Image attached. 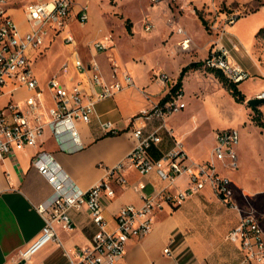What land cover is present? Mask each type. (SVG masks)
Instances as JSON below:
<instances>
[{
    "label": "crops",
    "instance_id": "1",
    "mask_svg": "<svg viewBox=\"0 0 264 264\" xmlns=\"http://www.w3.org/2000/svg\"><path fill=\"white\" fill-rule=\"evenodd\" d=\"M28 1L30 0H13L8 10L21 33L32 29L24 10ZM83 3L84 0H74L63 32L53 37V30L50 29L44 46L30 50L32 58L42 57L44 54H47L44 58L49 57V54L57 55L54 58L57 60L56 71L51 76L42 79L36 75L40 83L45 84L52 76L70 83L82 80L90 93H93L98 87H95V90L91 88L87 74L76 70V57L86 63L96 61L107 81L115 79L111 68L114 62L119 66L117 76L122 77L121 71L128 70L134 76L135 83L114 96L97 101L96 113L92 120L89 123H79L85 144L83 148L75 151L64 150L48 127L39 144L14 150L0 160V264H71L73 259H78L79 249L91 244L97 230L87 208L74 209L71 211L73 228H66L57 223L59 239L46 242L27 262H18L19 251L32 244L45 226V219L36 209V205L53 194L52 185L33 164L34 155L41 150L53 152L59 163L82 188L99 182L108 175V169L126 158L133 148V129L136 126L144 125L146 130H151L159 127L163 121L159 117L142 120L134 119V116L159 104L177 83L183 67L194 61H204L215 48V38L208 32L195 10H187L183 14L169 0H163L158 4L150 2L154 6H160L161 13L154 15L155 21L150 19L154 23L152 31L147 32L143 27L144 35L139 34L141 38L156 34L159 40L153 49L148 52L133 51L131 54H100L94 40L108 36L107 32H110L113 26L104 27L103 30V26L94 18L90 20V11L89 24L81 25L77 12ZM241 19L244 18H239L230 26L222 42L231 50L230 57L235 63L243 66L250 74L264 77V64L260 61L259 54H243L231 30L235 27L242 32L245 26H249L254 35L264 25V21L250 23ZM194 21L198 23L200 30L194 28ZM74 26L80 29L75 30ZM179 26H183L187 35L192 38L189 49L181 47L184 36L177 32ZM68 31L75 37L74 44H68L64 40V34ZM135 33L138 35L137 31ZM125 34L128 37V34ZM102 39L103 37L99 40ZM241 41L250 50L254 40L241 38ZM111 43L113 42L110 41ZM49 45L50 48L45 52ZM52 63L54 65V62ZM64 64L68 65L66 69L62 68ZM207 68L205 65L200 66L185 74L182 99L186 102V107L166 117V126L172 134L165 128L160 129L163 139L151 149L153 158H159L179 142L192 161L209 160L216 143V131L226 127L239 128L236 124L217 126L216 129L207 131L211 127L207 124L211 114L231 121H235L238 115L235 98L215 73ZM160 75H166L167 78L162 79ZM242 91L244 92L243 89ZM263 91L264 84L256 95ZM29 94L30 91L25 86L15 89V86L9 83L0 95V107L7 106L11 100L21 101ZM245 94L249 99L250 95ZM245 119L241 117L237 122H245ZM107 120L114 122L118 133L113 134L104 129L102 123ZM243 135L241 133L240 142L235 148L238 167L228 168L218 162L220 174L229 178L234 190L233 201L238 203L240 197L246 200L249 194L258 191L249 190L246 184L244 186L227 173L237 170L243 164L248 148ZM207 138L211 140L208 146ZM123 174L126 178L125 184L116 181V174L110 176L116 193L113 197L103 198L104 215L109 229H115L116 214L123 205L135 204L140 207L144 204L142 191L136 188L139 182L146 183L144 192L150 195L157 194L167 186V182L162 180L156 171L142 175L134 167H128ZM232 182H235L234 185H238L246 196L237 195ZM189 185V178L182 176L167 189L172 194H177ZM224 202L226 201L210 185L195 191L181 204L164 201L163 207L155 213L152 230L141 238L130 237L125 254L115 264H264L245 261L242 248L228 239L229 245L218 244L221 236L224 233L227 235L240 220V212L234 207V211L226 209ZM165 248H169V251L166 252Z\"/></svg>",
    "mask_w": 264,
    "mask_h": 264
},
{
    "label": "built area",
    "instance_id": "2",
    "mask_svg": "<svg viewBox=\"0 0 264 264\" xmlns=\"http://www.w3.org/2000/svg\"><path fill=\"white\" fill-rule=\"evenodd\" d=\"M12 1L0 0V95L9 83H12L15 89L25 86L30 94L21 101L11 100L7 106L0 107V160L14 150L39 144L48 127L64 150L81 149L85 144L79 123H89L96 113V102L114 96L125 87L133 85L134 76L128 70L121 71L122 77L117 76L119 66L113 62L111 68L115 79L107 81L96 61L86 63L76 57L74 60L76 70L87 74L91 88L98 87L97 90L94 89L95 91L90 93L82 80L70 83L56 76L41 84L31 63L33 54L29 52L44 46L50 29L55 34L65 30L74 0L26 2L24 10L32 25V29L26 33L20 32L16 21L8 13ZM149 1L158 4L163 0ZM169 1L179 11L190 7L192 3L191 0ZM242 13L238 9L221 12L222 17H217L218 20L210 23L209 27L217 30L223 38ZM77 18L82 24L89 21L90 13L86 4L80 5ZM144 28L147 32L152 31L153 21L147 20ZM177 32L184 36L181 47L189 49L192 38L187 35L185 28L179 26ZM64 40L68 44L75 43V37L70 31L64 34ZM110 41L111 36L108 35L96 41L94 45L97 50H106L111 47ZM214 47L210 56L204 60L206 67L220 69L227 78L235 82L250 77L247 69L231 59L228 47L222 44ZM67 66L64 64L62 68L66 69ZM160 77L167 78L166 75ZM182 94L178 92L164 103L136 114L134 119L150 120L159 117L163 121L159 127L151 130H146L144 125L136 126L133 129L134 145L126 158L109 168L105 178L88 188H82L70 176L53 152L41 150L34 155L33 164L52 185L53 194L49 199L36 205V209L45 219V226L32 244L19 251L18 262H27L46 242L58 240L57 223L66 228H73L72 210L87 208L97 230L91 244L80 248L77 252L78 259H73L71 264H115L125 254L130 237L141 238L152 230L155 213L163 207L164 201L181 204L195 191L210 185L224 201L240 212L239 223L227 233L226 238L242 248L245 261L264 263V226L255 213L244 211L238 202L233 201L234 190L230 180L222 176L218 169V162L224 167L233 169L238 167V154L235 149L241 138L238 128L218 129L212 158L203 162L192 161L179 142L159 158L151 156L153 146L162 142L160 129L165 128L172 134L166 126V117L186 107ZM258 96L264 97V91ZM102 125L108 132L118 133L114 122L110 120L104 121ZM128 167H134L142 175L156 171L160 178L167 182V186L157 194L150 195L144 192L146 183L139 182L136 188L142 191L144 204L140 207L135 204L123 205L116 214L115 229H109L104 215L103 198L113 197L116 193L110 176L116 174L118 183H126L123 171ZM182 176L189 178L190 185L179 190L177 194H172L167 188L174 185ZM165 251L168 252L169 248H165Z\"/></svg>",
    "mask_w": 264,
    "mask_h": 264
},
{
    "label": "rangeland",
    "instance_id": "3",
    "mask_svg": "<svg viewBox=\"0 0 264 264\" xmlns=\"http://www.w3.org/2000/svg\"><path fill=\"white\" fill-rule=\"evenodd\" d=\"M191 2V6L186 7L181 12L183 14L187 10H189V12L195 10L196 12V8L201 10L204 17L209 22L208 27L210 23L218 20L217 17H222L220 14L221 12L232 9L241 10L243 12L241 17L250 23L264 21V0H192ZM197 3L200 5L198 6ZM83 4H86L91 12L90 20L94 18L99 25L103 26V30L104 27L107 28V26H113V28L111 27V31L107 32V35L111 36V41L113 42L111 44H114V46H111L106 50H99L100 54H131L133 51L148 52L155 47L156 42L159 40L156 34L146 38H141L139 35H144L143 27L146 21L150 19L155 21L154 15L161 13L160 6L150 4L149 0H84ZM90 20L85 24H89ZM95 20L94 22H96ZM80 24L85 25L82 23ZM193 25L195 26L194 28L197 27L200 30L196 21H194ZM210 28L211 27L208 28V32L213 36V38H215L213 45L222 44L228 47L224 42H222L223 38H221V36L217 33V30ZM74 29L78 30L80 28L78 26H74ZM135 29L138 35H136ZM259 29L254 35L252 29H249V26H245L242 32H239L235 27L231 30L233 32L234 39L244 52L242 53L259 54V59L264 64V36H257ZM125 33L128 34V37ZM55 35L56 34L53 32V37ZM101 37L104 39L105 36ZM101 37H97L94 41H98ZM198 38H200V36H198ZM241 38L248 41H251L253 38L254 41L250 50L246 48L248 46L241 41ZM132 39L134 40L131 41ZM114 47L115 49H113ZM49 48L50 45L44 51L46 52ZM232 53L235 54L234 51H232ZM45 56H47V54H44L42 57H35L31 62L34 73L42 79H46L48 76H51L52 73L56 71L57 67V60H54L55 56L57 57L56 54H49V57L47 58H44ZM52 62H54V65ZM207 69L210 70L209 68ZM239 84L244 92L250 95L249 99L256 98L259 97L256 95L257 91L262 90L264 77L250 74L249 78L242 80ZM247 100L248 98L243 103L236 101L238 104V115L236 117L237 119L235 118V121H231L227 118H217L211 114L209 117V123L207 122V124H209V126L211 125V127L207 131H211L213 128L216 129L217 126L224 127L237 124V126H239L238 129L240 130V134L243 133L245 135L244 141L248 148L246 150L243 164L240 165L237 170L228 171L227 173L234 180L241 182L243 185L246 184L249 190H258L257 192L249 194L246 200L240 197L239 205L243 210L255 213V215L260 218L264 226V128L257 125L253 120L254 109L256 108L249 105ZM257 108L260 109L264 117V102L258 104ZM241 117L246 118L245 122L241 121L238 123L237 120L241 119ZM210 141L211 140L209 138L206 139L207 146L210 145ZM234 183L235 182H232L236 194H243L246 196L244 192H241L239 186L236 184L234 185ZM237 198L238 197H236V199ZM224 205V207L228 210H236L226 202H224ZM236 211L238 212V210ZM223 243L229 245L225 233L218 240V244Z\"/></svg>",
    "mask_w": 264,
    "mask_h": 264
},
{
    "label": "trees",
    "instance_id": "4",
    "mask_svg": "<svg viewBox=\"0 0 264 264\" xmlns=\"http://www.w3.org/2000/svg\"><path fill=\"white\" fill-rule=\"evenodd\" d=\"M196 13L198 14L202 23L208 29L209 28L208 20H206V18L204 17V14L201 12V10L197 8H196ZM257 36H264V26H262L259 29V31L257 32ZM204 65H205V61H194L186 65L185 67H183L177 83L171 88V91L164 97V99L160 103H164L170 98L176 96L178 92H183V78L185 74L190 70H193L195 68H198ZM209 69L215 73V75L220 79L223 85L230 91V93L233 95L236 101L242 102V103L245 102V100L247 99V96L242 91V89L239 87L240 82H235V81L230 80L229 78H227V76H225V74L220 69H217V68H209ZM253 120L255 121L257 125L264 128V117L259 108L254 109Z\"/></svg>",
    "mask_w": 264,
    "mask_h": 264
},
{
    "label": "water",
    "instance_id": "5",
    "mask_svg": "<svg viewBox=\"0 0 264 264\" xmlns=\"http://www.w3.org/2000/svg\"><path fill=\"white\" fill-rule=\"evenodd\" d=\"M248 104L253 108H257L258 104L264 102V97L250 98L247 100Z\"/></svg>",
    "mask_w": 264,
    "mask_h": 264
}]
</instances>
